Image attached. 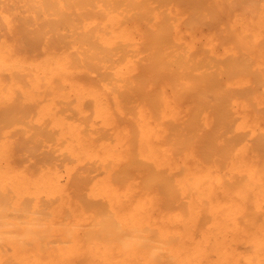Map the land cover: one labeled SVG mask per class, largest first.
Returning <instances> with one entry per match:
<instances>
[{
    "label": "bare ground",
    "instance_id": "1",
    "mask_svg": "<svg viewBox=\"0 0 264 264\" xmlns=\"http://www.w3.org/2000/svg\"><path fill=\"white\" fill-rule=\"evenodd\" d=\"M203 2L229 4L232 18L220 25V31L207 28L198 46L185 38L194 28L185 31L181 16L189 13L188 4ZM243 2L0 0V264H114L110 258L122 264H130L131 259L134 264H158V258L169 255L181 262L182 254L193 259L196 254L180 247L179 242L186 240L172 229L183 227L188 232L201 201L207 202L211 217V229L202 230V239L210 240L213 233L214 240H220L218 261L237 257L227 247L242 244L249 248L242 253L247 264H264V155L254 150L256 160L244 161L251 152L244 144L238 170L247 174L246 183H237L238 187L217 197L213 186H208L211 168L194 171L199 164L194 143L184 140L171 146L175 132L194 127L208 130L214 123L211 115H216L217 106L207 110L202 97L194 102L199 104L183 106L180 96L190 93L192 99V92L216 83L212 77L221 73L227 74L219 77L227 78V89L249 80L231 78L240 73L264 86V20L249 24L244 16L251 10L242 7ZM257 2L262 4H253L251 16L264 9V2ZM232 5H239L238 9ZM39 21L47 30L43 36L38 35ZM20 23L28 31L22 38L16 30L22 28ZM58 34L66 36L55 38ZM41 36L46 42L42 47L37 46ZM226 37L234 39L227 49L230 55L224 46L222 54L218 52ZM19 42L23 48L30 45L41 51L31 57ZM71 56L99 77L103 86L76 82ZM225 57L230 65L220 68ZM190 63L194 64L189 67ZM54 80L60 84L54 85ZM200 80L206 83L199 84ZM177 82L182 85L180 94L171 89ZM65 87H70L74 100L65 102ZM115 87L133 93L150 90L155 95L156 110L142 98L135 109L138 161L152 164L150 180L145 167L134 165L135 139L130 130L114 121L113 109L120 110L118 97L113 109L105 101L104 94ZM213 92L217 97L222 94L220 87ZM86 99L93 103L89 109L84 106ZM37 100L35 115L15 113L18 103L24 110ZM228 110L238 121L236 131L264 136V91L246 90L244 96L229 101ZM258 140L252 137L250 142L259 146ZM174 148L180 149L181 159L170 162ZM174 163L183 176L172 187L184 197L187 222L178 211L159 207L161 195L171 200L169 208L177 200L174 192L159 191L157 183L163 169ZM80 188L92 201H100L99 208L105 211L100 229L93 208L74 196ZM194 194L197 203L192 201ZM153 226L155 238L150 236ZM100 231L105 233L102 240Z\"/></svg>",
    "mask_w": 264,
    "mask_h": 264
},
{
    "label": "rangeland",
    "instance_id": "2",
    "mask_svg": "<svg viewBox=\"0 0 264 264\" xmlns=\"http://www.w3.org/2000/svg\"><path fill=\"white\" fill-rule=\"evenodd\" d=\"M242 7H245L251 11L247 10V15L244 16L246 19L250 20L249 24H255L259 22L260 20H264V9L261 12H258V15H261L260 18H257L258 15L256 16H251L253 15V11L255 12V6L253 4H262L258 3L257 1H262L264 0H244ZM239 5H232V7L238 9ZM187 10L189 13L185 16H181V22H185L183 25L184 30H189L193 29V32L190 34L185 35V38L187 40L193 39L197 41L198 46L203 44L201 41V37L203 36V33L207 30V28L212 27L215 31H220V25L222 23H225L228 19L232 18V11L230 10L229 4L227 5H211L208 3H197V4H192V5H187L186 6ZM207 14L209 16H206L204 14ZM17 21V19H16ZM27 26L28 23H25ZM39 27L41 28L42 31H40V34L42 35L45 33L47 30H44L45 23L39 21ZM192 24V25H190ZM190 25V26H189ZM19 26H22L21 23ZM20 28V27H19ZM17 30V35L18 37L22 38L23 34H27L28 31L22 26L21 29H16ZM66 32H63L65 34ZM63 34H58L55 36V38L61 39V36H66ZM28 35V34H27ZM42 36L40 37V40H37V46L42 47L46 42L43 40ZM18 38V39H20ZM65 38V37H64ZM232 40L229 39V37H226L221 40V45L218 49V52L222 54V46L226 49L225 54L230 55L227 51L228 47L234 44ZM67 43L68 41L65 40ZM22 42V41H21ZM21 42L20 43V48L30 54L31 57H34L39 51H41V48L35 52L34 47L27 46V48L21 47ZM66 43V44H67ZM66 44L63 43V45L66 46ZM23 45V44H22ZM64 46V47H65ZM240 55H243V52L241 51L240 53L237 52V56L240 58ZM40 56V55H39ZM193 59V58H192ZM71 60L73 61V66L75 67L73 70L76 72L74 79L75 81L80 83L84 82L85 85H94L96 88H101L103 86L102 80L94 76V74L87 68L79 66V62L77 60L76 56H71ZM194 60V59H193ZM230 60H228L225 57V60L219 64L220 68H225L226 66L230 65ZM194 63H190L189 67H191ZM192 68H197V67H192ZM207 68H200V71L206 70ZM76 74L79 79L76 77ZM205 76L207 77L208 74L205 73ZM216 78L212 77V80H214L216 83L219 82L218 85L215 86L216 83L213 84H208L205 86V88H198L197 92L193 93L195 95H191L192 99H190L189 94H184L180 96L179 102L183 106H189L191 104H199V103H194L196 100H199V96L203 98V103L202 106L206 108L207 110H210V106L213 104L216 107L215 109V114L216 115H211L212 120L214 123L208 128V130H200L197 127L192 128L191 130L188 131H178L175 132L174 135V140L171 142V146L176 147L178 142L184 141V140H189L194 143L195 145V152L199 158V164L196 166L194 171L199 170L203 168L204 166H208V171L211 168L210 171V177L209 180L210 182L208 183L209 187H212V190L216 193L217 197H223L224 194H228L234 187H238L237 183L242 184L243 182L246 183L247 179V174L240 172L238 168H240L239 160H240V151L243 147L244 144H248L250 146V154L248 155L247 158L243 159L244 161L251 162L256 160L255 155H254V150L259 152L261 156L264 155V136L259 133L255 132L252 133L250 130H241V131H236L235 126L238 123V121L235 119V117L232 115V113L228 110L227 107L229 105V101L231 99H234L235 96H244L246 90H255L258 93H263V84L257 82L252 76H245L244 74H232L231 78L238 79L240 76H244L246 79L249 78V80L246 83H242L241 85L243 86H232L231 88L227 89L225 86V82L227 80L226 77H223L220 79L219 77L221 76H227V74L221 73L219 76L215 74ZM220 79V80H219ZM224 82H222V81ZM206 82H203L202 80L199 81V84H203ZM60 84V81L54 80V85ZM83 85L82 83H80ZM60 87L62 85H59ZM122 86H125L122 85ZM127 88H130V86L126 85ZM182 85H180L178 82L173 83L171 86V89L173 92L180 94ZM195 87V86H192ZM215 87H220L222 94L221 96L217 97L214 94V88ZM70 87H65V102L68 99H75L74 95L70 94ZM248 95V94H247ZM115 96L118 97L120 101V110L119 111H114L113 105H115ZM246 96V95H245ZM177 97V96H176ZM105 101L108 103V105L113 109L114 113V121L116 124L119 125L120 128L130 130V133L132 137L135 139V144L134 146V155H135V162L134 165L137 168H146V180H150V178L153 175L152 171V164H149L147 166H144V163L141 161H138V143H136L137 137H140L139 133V126H138V117L135 114V109H136V104L138 98L145 99L147 102V105L151 107L153 110H156V99L155 95H153V91L148 90L147 93L143 90L142 92L139 91V89L136 90V93H133L131 90L126 89L125 87L121 90L118 87H115L114 89L109 90L104 94ZM17 101H21V97H17ZM40 105V101L37 100L33 102L31 107L25 108L22 110L20 108V103L17 105V109L15 113L18 116H24V113H30V115H35L37 112V109ZM63 106L70 107V104H63ZM84 106L85 108L89 109L93 106V103L89 100L86 99L84 100ZM219 109V112H216V110ZM219 113V114H217ZM67 114V113H66ZM28 115V114H27ZM47 135H41V137L44 139ZM252 137H256L259 142V146L257 145L256 141L255 143H251L250 139ZM49 142L48 140H45ZM256 145V146H255ZM180 149L179 148H174V157L170 162L177 161L181 159V154H180ZM256 167H260L259 165H255ZM235 168L238 171L234 173H230V169ZM261 168V167H260ZM171 172V174H169ZM182 169H178V164L174 163L172 165L166 166L162 173L161 176L158 178V189L159 191H170L174 192L177 200H175V205L173 208H169L171 205V200H168V198L165 195L160 196V201H159V207L164 210V211H178L180 214H182V219L184 222H187L188 220V213L186 212V208L184 206L183 200L184 197L181 194H178V190L173 188L172 185L175 180H180L182 177ZM214 180L217 181V183H214ZM208 181V179H207ZM206 181V182H207ZM172 188V189H171ZM177 192V193H176ZM198 194V191H197ZM194 194L192 195V201L194 203H197L199 201L197 199L198 195ZM188 195V194H185ZM190 195V194H189ZM75 198L84 206L86 207H92L95 214V217L97 218V221L95 222V225L97 226L98 229H100V225L103 224L104 217L101 215L105 211L100 207V201H92L90 198H88L82 188H80L76 193H75ZM248 196L252 197V193L248 192ZM207 202L201 201L200 204L196 207V214L192 217L193 220V225L189 227L185 224L184 227L189 229L188 232H184L182 229L178 227H174L172 230L175 231L177 234L182 235V239H185V242H179L180 247L186 251H189L191 253H195L196 256H192V258L187 259L189 255L182 254L180 259L181 262H177L174 256H162L161 258L157 259L158 264H247L245 261L244 255L242 253H245L249 250L247 246H244L242 244H237V245H229L227 247V250L231 253L233 251H236L238 253V256L233 258H230L229 261L224 262V261H218V252L220 251V245L219 242L220 240L215 241L213 238V233L211 235V239L208 241H205L202 239V233L204 229L210 228L211 229V217L206 211V206ZM157 227L153 226V230L150 232V236L152 238H155L156 236V230ZM100 235L98 238L102 240L101 237H105L104 231L99 232ZM86 255V254H85ZM112 261L114 264H122V262H115L112 258L109 259ZM133 259H131L130 264H134ZM108 264V263H106ZM148 264H153L151 261Z\"/></svg>",
    "mask_w": 264,
    "mask_h": 264
}]
</instances>
